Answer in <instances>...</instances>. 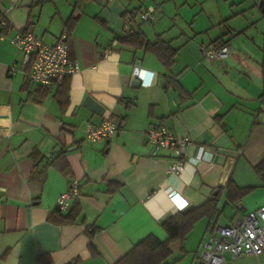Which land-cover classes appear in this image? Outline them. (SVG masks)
Wrapping results in <instances>:
<instances>
[{
    "label": "crops",
    "instance_id": "1",
    "mask_svg": "<svg viewBox=\"0 0 264 264\" xmlns=\"http://www.w3.org/2000/svg\"><path fill=\"white\" fill-rule=\"evenodd\" d=\"M262 1L0 0L8 22L7 38H0V264H115L149 235L169 239L162 222L181 212L170 190L189 203L186 212L221 191L216 214L170 245L169 264H195L212 223L231 225L264 206ZM148 7L156 8L157 20L139 31L177 49L170 69L122 40L125 11ZM70 27L81 69L63 110L55 97L59 83L45 87L44 96L23 71L9 75L8 67L23 59L9 38L32 30L54 44ZM221 39L229 55L207 61L206 51ZM108 117L119 124L117 134L88 143L87 125ZM153 126L190 138L180 176L168 173L171 151L151 155ZM74 179L81 197L61 214L77 205L79 215L65 222L54 215L56 200ZM230 180L254 189L230 203ZM224 264H264V254L227 255Z\"/></svg>",
    "mask_w": 264,
    "mask_h": 264
},
{
    "label": "built area",
    "instance_id": "2",
    "mask_svg": "<svg viewBox=\"0 0 264 264\" xmlns=\"http://www.w3.org/2000/svg\"><path fill=\"white\" fill-rule=\"evenodd\" d=\"M110 2L113 0H92ZM157 20L156 8L142 10H126L124 14V34L131 36L139 31L142 23ZM8 22L0 15V38L6 39L4 30ZM71 33L68 28L61 33L59 40L49 44L32 30L18 31L10 38V42L23 53L22 61L8 67L9 75L23 71L27 78L39 85L51 86L61 83L67 75H73L81 69L80 63L71 58ZM116 44V43H115ZM230 47L211 48L206 51V60L212 62L225 59ZM138 69V65H136ZM119 131V124L111 117L98 125L88 124L85 129L86 141L90 144H102L113 138ZM147 143L151 147V155L159 156L163 150L172 153V161L167 170L172 176H180L186 165V147L190 143L187 136H179L167 126H153L147 131ZM81 197L80 182L74 179L69 190L56 200L61 212L68 211ZM172 201L178 203L179 211L185 210L189 203L175 191H169ZM264 254V206L255 211L240 215L231 225L212 223L197 253L195 264H224L227 255L232 259L242 256H261Z\"/></svg>",
    "mask_w": 264,
    "mask_h": 264
},
{
    "label": "trees",
    "instance_id": "3",
    "mask_svg": "<svg viewBox=\"0 0 264 264\" xmlns=\"http://www.w3.org/2000/svg\"><path fill=\"white\" fill-rule=\"evenodd\" d=\"M42 1L46 0H40V2ZM70 30L71 27L69 28V31ZM122 40L129 45L137 48H145L148 52L153 53L167 69H170L175 62L177 49L171 44V42L164 40L160 36H158L155 41H150L144 33L137 31L135 34L126 36ZM227 43V41L221 39L216 43V46L223 47ZM71 58L73 59L72 53ZM71 82L72 75H67L64 80L59 83L55 93V97L63 110H65L70 103ZM166 83L167 88L172 85V82L169 80H166ZM40 86V88L44 89V96H47L49 93V89L45 88L47 86ZM51 164L59 165V162L54 160ZM258 172L260 174L264 173V165H260L258 167ZM253 189V187H237L233 184L232 180H230L227 184V200L230 203H236L248 195ZM220 192L221 191L218 192L216 197L208 200L202 206L196 207L188 212H178L164 220L162 222V226L169 235V239L167 241L162 242L156 236L149 235L135 245L115 264H169L168 259L171 256L170 245L176 241L185 240L198 221L206 216L213 217L216 214L219 196L221 194ZM54 215L59 216V218H62L65 222H74L79 215V208L75 205V208L65 216H62L61 210L57 208ZM88 232L93 238L94 233L91 231ZM90 247L93 254H96L97 250L92 243ZM70 264H75V261Z\"/></svg>",
    "mask_w": 264,
    "mask_h": 264
},
{
    "label": "water",
    "instance_id": "4",
    "mask_svg": "<svg viewBox=\"0 0 264 264\" xmlns=\"http://www.w3.org/2000/svg\"><path fill=\"white\" fill-rule=\"evenodd\" d=\"M263 4H264V1L261 2L260 7H263ZM139 82H140L139 80H134L133 85H138ZM215 195H217V193ZM184 212H186V210Z\"/></svg>",
    "mask_w": 264,
    "mask_h": 264
}]
</instances>
